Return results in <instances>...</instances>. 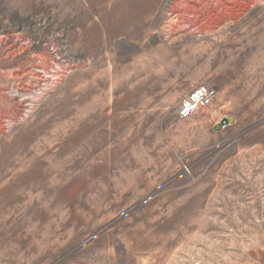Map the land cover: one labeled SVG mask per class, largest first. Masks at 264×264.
<instances>
[{
  "label": "rangeland",
  "instance_id": "rangeland-1",
  "mask_svg": "<svg viewBox=\"0 0 264 264\" xmlns=\"http://www.w3.org/2000/svg\"><path fill=\"white\" fill-rule=\"evenodd\" d=\"M0 93V264H264V0H0Z\"/></svg>",
  "mask_w": 264,
  "mask_h": 264
},
{
  "label": "built area",
  "instance_id": "built-area-1",
  "mask_svg": "<svg viewBox=\"0 0 264 264\" xmlns=\"http://www.w3.org/2000/svg\"><path fill=\"white\" fill-rule=\"evenodd\" d=\"M215 99L214 90L207 87H198L185 94L174 106L177 119L185 120L209 106Z\"/></svg>",
  "mask_w": 264,
  "mask_h": 264
},
{
  "label": "bare ground",
  "instance_id": "bare-ground-1",
  "mask_svg": "<svg viewBox=\"0 0 264 264\" xmlns=\"http://www.w3.org/2000/svg\"><path fill=\"white\" fill-rule=\"evenodd\" d=\"M236 2V1H235ZM237 3V2H236ZM240 3V2H239ZM7 38V37H6ZM5 38V39H6ZM23 38V37H22ZM8 39V38H7ZM6 42V41H5ZM5 44V43H4ZM14 45V44H13ZM3 47V46H2ZM10 47H11V45H10ZM20 53V52H19ZM16 55V54H15ZM14 54L12 55V56H15ZM41 58V57H40ZM42 59H44V58H42ZM46 59V58H45ZM44 59V60H45ZM66 60V59H65ZM39 61V60H38ZM41 62V61H40ZM40 62H38V63H40ZM55 62V61H54ZM37 63V64H38ZM42 63V62H41ZM43 63H44V61H43ZM37 64H35V65H37ZM39 65V64H38ZM44 65V64H43ZM56 65H58V64H56ZM41 67V66H40ZM45 67H47L46 65H45ZM26 68V67H25ZM28 68H32V66H28ZM35 68H37V67H35ZM44 68V67H43ZM46 69V68H45ZM16 71H17V69H15ZM19 70V69H18ZM13 71V70H12ZM45 72V71H44ZM22 73V72H21ZM32 73V72H31ZM25 74V73H24ZM16 75H18L17 73H16ZM16 75H15V77H14V79L16 78ZM22 75V74H21ZM24 76H27V75H24ZM32 76H34V75H32ZM31 77V76H30ZM35 77H37L36 75H35ZM19 78L21 79L22 77H20L19 76ZM19 78H17V79H19ZM31 80V79H30ZM26 81H27V79H26ZM29 82V81H28ZM45 83H48L49 82V80H45L44 81ZM31 83V82H30ZM29 84V83H28ZM30 86H31V84H30ZM21 87V86H20ZM19 89V88H18ZM17 88L15 89V91L17 92V93H19L20 94V96H22V95H25L26 94V91H27V89H26V91H25V89L23 88V86L18 90ZM17 98V97H16ZM0 99H2L1 101H3L4 100V96L0 93ZM7 99V98H6ZM5 99V100H6ZM14 100V99H13ZM16 101V100H15ZM14 103H16V102H14ZM17 104V103H16ZM19 104V103H18ZM11 105V104H10ZM22 105V104H21ZM18 106V105H17ZM18 108V107H17ZM18 110V109H17ZM0 114L1 115H6V116H8V118H9V115L8 114H10L11 116H14L15 115V111H6L5 109H2V110H0Z\"/></svg>",
  "mask_w": 264,
  "mask_h": 264
}]
</instances>
